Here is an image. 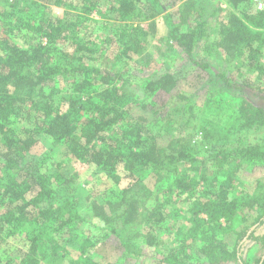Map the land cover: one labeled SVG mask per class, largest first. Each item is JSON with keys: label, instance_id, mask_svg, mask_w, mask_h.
I'll return each instance as SVG.
<instances>
[{"label": "trees", "instance_id": "trees-1", "mask_svg": "<svg viewBox=\"0 0 264 264\" xmlns=\"http://www.w3.org/2000/svg\"><path fill=\"white\" fill-rule=\"evenodd\" d=\"M177 1L0 0V264L65 258L73 264H144L147 253L151 264H249L248 242L264 249V181L250 192L237 176L243 166H264V144H227L264 128V94L240 98L225 120L201 119L205 143L199 148L192 138L175 135L164 147L161 134L132 112L147 100L141 104L165 113L150 97L175 92L189 75L166 63L151 67L153 56L146 52L154 16ZM190 2L182 4L178 21L171 16L168 39L188 59L206 21L189 20ZM226 2L219 46L264 72V6ZM52 6L63 15H54ZM241 7V14L232 10ZM141 16L152 20L150 30ZM161 55L165 61L168 54ZM225 81L226 91L234 88ZM217 102L227 105L219 97ZM195 108L181 112V132L195 124ZM39 138L60 149L51 168L47 155L29 154ZM199 158L208 160L203 170ZM69 160L105 175L102 188L93 190L91 216L71 193L76 176L65 172ZM147 174L154 187L149 207L138 197L148 187ZM124 178L131 180L126 187ZM110 253L111 260L98 262ZM253 264H264V251Z\"/></svg>", "mask_w": 264, "mask_h": 264}, {"label": "rangeland", "instance_id": "rangeland-1", "mask_svg": "<svg viewBox=\"0 0 264 264\" xmlns=\"http://www.w3.org/2000/svg\"><path fill=\"white\" fill-rule=\"evenodd\" d=\"M161 1L165 4H170L171 0ZM184 2H186V0H178L176 4L167 6L163 13L154 16L156 20V29L147 36L146 52L153 56L151 67L154 65L158 67L161 66V63H166V67L173 70L176 69L175 71L177 72L183 70L184 72H188L189 75L175 92L171 94L156 93L150 97L151 100L164 105L165 110H160V112L165 113L156 114L150 109L153 105L150 103L149 107L143 106L141 103L145 104L144 101L147 100H140L142 99H139L140 96H138V99L141 103L133 105L132 112L137 118L149 126L154 133L161 134L159 140L164 147L168 146L173 135H175L176 137L192 138V140L195 141L192 143H195L197 148H199V146L201 147L205 143L201 138V133L198 128L200 120L208 116L214 118L219 116L225 120V117H228L230 112H234L240 98L264 94V72L258 70L255 63H249L247 59H245V56H230L222 46H219L220 44L218 41L221 36L222 24L225 22L226 11L230 8L226 0H191L188 7H192L193 9L191 11V16H189L190 18H188L192 21L206 20L204 23L205 35L202 37L200 43L192 50L191 56H189L190 59H188V56L184 55L183 52L180 53V50H176L175 43L168 40L171 35V16H173L176 21L180 19L181 6ZM255 6H257L256 2L253 4V8H255ZM243 9V7L237 9L232 8V10L238 14H241ZM52 10L54 15H63V9L60 7L52 6ZM142 13L146 15L147 12ZM140 19H143L141 21L139 20L140 24L147 30H150L149 23L152 20L149 21V18L147 20V18L144 19L142 16ZM163 51L168 54L166 57L167 60L165 59V61L161 55ZM260 63L264 69V49L260 57ZM227 79L230 81L228 85L234 86V88L226 91L224 85L227 83V81H225ZM133 91L138 92L137 87ZM217 97L221 100H226L227 105L225 104L224 108V103L217 102ZM189 105H195L196 107V115L193 117L196 118V122L195 124L188 125L185 130L181 132L178 127L180 123H183L181 112L185 108H188ZM162 107L163 106L159 108ZM171 123L172 128H170L169 131L166 130ZM220 143H223V141H220ZM227 144L230 146L236 144L243 147L254 144L262 145L264 144V128L250 129L240 133ZM28 151L30 156L35 158H42L43 155H47L48 161L45 162L47 168L54 166L57 160L60 159L59 147L52 146L44 138L36 140L29 147ZM207 163V159L199 158V165H196L203 166V170ZM65 172L70 174L72 172L75 173L76 178L72 182L71 193L78 200V206L82 211L86 215L91 216L92 212L87 208H89L88 206L91 201L94 200H91V196L94 198L93 190L102 188L101 186L105 175L99 172L94 166L83 165L80 162H74V160L68 161ZM237 174L238 180L241 181L250 192H254L256 189L259 190L258 182L264 181V166L254 169H250L249 166H243L239 169ZM143 179L148 187L142 188L138 197H140V200L143 198L146 201V205L149 207L153 204V195L151 193L154 191L153 179L149 174ZM130 181V179L124 178L121 182V186H128ZM89 194L90 197L88 198ZM164 241H166L165 238ZM259 245V243L248 242L246 256L249 264H253L255 259L263 253L264 249ZM71 255H75L74 260H76V250H72ZM147 255L146 258H142L144 264H151L154 262L152 258L153 254L147 253ZM116 256L117 253H115L113 257ZM101 258L102 260H98V262L104 261V259L108 260V258L111 260L112 254H102ZM93 261L94 260H84L81 264H97ZM56 264L73 263L70 262L69 258H65L58 260ZM119 264L121 263L119 262Z\"/></svg>", "mask_w": 264, "mask_h": 264}, {"label": "built area", "instance_id": "built-area-1", "mask_svg": "<svg viewBox=\"0 0 264 264\" xmlns=\"http://www.w3.org/2000/svg\"><path fill=\"white\" fill-rule=\"evenodd\" d=\"M255 2H256V5L258 6V7L256 6L257 8L259 9L263 8L264 4L262 0H255Z\"/></svg>", "mask_w": 264, "mask_h": 264}]
</instances>
